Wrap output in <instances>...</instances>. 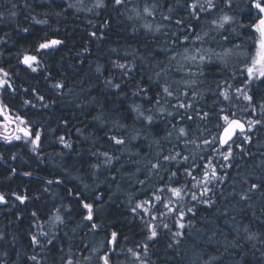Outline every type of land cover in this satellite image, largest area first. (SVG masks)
Returning <instances> with one entry per match:
<instances>
[{"label":"trees","instance_id":"1","mask_svg":"<svg viewBox=\"0 0 264 264\" xmlns=\"http://www.w3.org/2000/svg\"><path fill=\"white\" fill-rule=\"evenodd\" d=\"M155 1L158 6L149 22L163 25L158 33L135 30L125 0L119 6L114 0H0V68L9 74L6 79L12 86L0 89V100L17 124L20 117L26 121L23 127L41 133L40 147L33 151L26 139L8 136L13 125L0 114V194L4 196L0 264H66L68 259L74 264H102L99 257L105 247H112L108 244L112 232L117 233L119 244L111 264H264V77L246 81L241 74L250 50L246 43L251 22L245 15L248 0H233L231 10L217 0L219 8L211 15L200 13L199 21L187 7L197 0ZM222 14L233 17L232 28L240 35L232 39L243 45L234 51L241 55L226 57V64L213 57L185 75L183 68L170 62L171 56L199 42L219 52L233 47L221 39L222 30L210 24ZM176 20L190 24L192 30L178 27ZM207 30L210 34L202 41L196 39ZM184 35L187 41L173 43ZM51 40L61 43L37 51L41 43ZM25 56L37 57L35 72L22 62ZM117 63L125 64V69L116 67ZM58 83L64 87L55 88ZM117 83L120 88L114 87ZM163 86L174 95L163 93ZM237 88L242 92H236ZM224 91L231 100L223 99L220 93ZM244 93L252 100H245ZM180 102L192 107L179 109ZM137 107L143 117L137 118L133 111ZM204 112L209 117L201 118ZM148 115L154 123H147L144 117ZM224 115L240 117L249 126L230 143V161L223 160L226 147L216 139ZM187 116L192 119H182ZM180 127L186 128L187 137L177 138ZM112 136L124 139L125 144L116 145ZM205 140L212 146L205 145ZM176 153L181 154L176 161L163 160L164 155ZM185 156L189 157L186 163ZM109 157L111 163H106ZM194 161L207 164L209 175L215 168L218 179L207 185L210 192L200 195L204 169L197 168H192L196 180L191 182L196 186L190 185L197 200L189 193L178 201L167 190L160 191L189 181L183 169ZM156 163L161 165L159 170L149 171ZM178 166V178H170ZM253 183L261 187L249 192ZM77 193L93 205L96 230L84 219L87 210ZM155 195H162L170 208L179 211L168 212ZM243 195L249 198L241 199ZM17 196L26 199L21 203ZM148 200L152 203L145 207L151 215L133 211ZM156 209L167 213L162 221H151V216L159 215ZM146 222L157 225L154 241L146 239ZM162 222L171 231L160 227ZM177 231L184 236L174 237ZM33 236L39 243H33ZM49 240L53 243L48 244ZM144 243L149 245L147 256ZM101 246L104 250L97 254L95 248ZM128 249L139 252L140 258Z\"/></svg>","mask_w":264,"mask_h":264},{"label":"snow or ice","instance_id":"2","mask_svg":"<svg viewBox=\"0 0 264 264\" xmlns=\"http://www.w3.org/2000/svg\"><path fill=\"white\" fill-rule=\"evenodd\" d=\"M124 3V0H114V4L119 6L122 5ZM224 6L231 10L232 7V3L233 0H223ZM157 4H153L152 8L154 9L155 7H157ZM13 7H15V5H13ZM188 8H190L192 11L190 12V15L193 17V19L199 21L200 19V13H207L209 15L212 14V12H214L215 10H217L219 8V5L217 3V0H204L203 3H200L199 0H197V2L191 3L187 5ZM143 11L145 13H147L149 16L153 15V12L149 10V7H145L143 9ZM169 11H171V8H169ZM13 16L15 15V13H11ZM136 15L139 16L140 13L136 12ZM245 15L248 17H251V22L247 25L250 35L248 37V41L247 43V47L250 49L248 52V59L245 61V66L244 69L242 71V75H244L245 80L246 81H251L254 78H261L264 77V0H248V3L246 5V11H245ZM164 19L171 21V17L170 16H166L164 17ZM176 25L178 27H185L187 28L189 31L192 30V26L189 25H184V21L183 20H176ZM234 20L232 16H229L227 14H222L221 16H219L216 19H212L210 21V24L215 26L216 29L218 30H222L221 31V39L229 45H233V47L231 48H224L222 52L220 53H214V55L217 57V59H220L222 61H224V63L226 64V57L229 56L234 50H242L243 45L242 44H234V41L232 39L233 35L235 36H239L240 33L236 31L235 28H232V25L234 24ZM146 29L151 30V25H145L144 26ZM240 27H245V25L241 24ZM231 29V30H230ZM25 31H27V29H25ZM156 31H160L159 27L156 29ZM93 35H95V33H93ZM207 35V33H205V36ZM189 39L188 35H184L183 36V40H180L179 37L173 41V43H183L185 41H187ZM197 40L202 41L203 37L197 35L196 36ZM61 43V41L59 40H51L49 42H45V43H41L39 45V50H46V49H50L54 46H57ZM220 47L223 48V45H219ZM254 49V51H252ZM199 51V50H197ZM188 49L185 48V55L183 56V59L186 60H192L195 61L196 60V56H188L187 55ZM172 59H176L175 56L172 57ZM199 60L202 62H207L211 60V55H206V54H202L199 56ZM37 61V57L36 56H25L23 58V63L25 65H27L29 68L32 69L33 72L36 71V68L33 67V62ZM116 67L120 68V69H125V64H121V63H117ZM99 71V69H98ZM0 73H3L4 77H7L9 74L7 72L4 71L3 68H0ZM127 74V73H126ZM159 75V73L157 74ZM107 83L111 84L112 81L109 80L107 81ZM11 84H9L7 79L4 80H0V88H11ZM55 88L59 89L64 87V85L62 84H56L54 85ZM114 87L116 88H120V84H115ZM230 87V86H229ZM13 91H15L13 89ZM27 91V90H26ZM143 91H147V89H143ZM162 92L165 93L168 97H172L174 95L173 91L170 90V88L168 86H163L162 87ZM236 92H242V89L237 88ZM157 104H159V96L160 93L157 92ZM183 95L187 96L188 92L185 91L183 93ZM220 95L223 97L224 100H231L232 97L230 96V94L227 91L221 92ZM239 97H237L238 99ZM243 98L245 100L251 101L252 100V96L247 95L246 93H244ZM44 97L40 96L39 100H43ZM149 103H151V98L148 101ZM25 104H28L32 107H34L35 105H32L31 101H25ZM44 107H47V105H44ZM192 107V105L190 104H185L183 102H180L178 104V108L179 109H186ZM262 107H264V105H262ZM133 111H136L138 113V117H143L144 113L141 112L139 110V108L137 107L136 109H133ZM224 109H221V112H223ZM0 114H3L2 111H0ZM168 115H172V113H168ZM197 115H200V113H197ZM209 113L208 112H204L202 114L201 118H207L209 117ZM234 115V113L232 114ZM187 118L188 120H191L192 117L191 116H187V117H182V119ZM144 119L147 121L148 124H152L154 123L153 117L151 115H148L146 117H144ZM224 124L223 125H217V127L222 129V135L219 137H216V139L219 140L220 144L222 146L226 147V155H223V160L224 161H230V158L233 156V152H232V148L230 146V142L231 143H235V140H233V136L236 132V129H240L241 132L244 131V125L241 124L238 120L235 119H230L229 115H224L222 117ZM17 120H20L21 124H26V121L20 119V117H17ZM257 123H259V121H257ZM226 125V126H225ZM176 126L173 125V128H175ZM19 131L22 133V136L17 135L14 137V139L16 140H21V139H26L27 142L29 144H31L32 150L36 151L39 147H40V141H41V133L37 130H35L34 128H28V127H23L20 128ZM169 136L171 135V133L168 134ZM188 133L186 128L184 127H180L178 129V139L182 138V137H187ZM135 137H133L134 139ZM6 140H9V137H5ZM61 142L64 141V137H60L59 138ZM249 138L245 137V140L247 141ZM111 140L116 144V145H123L125 144V140L122 138H118L116 136H112ZM185 143H188L187 140H185ZM205 145H209L212 146V142L205 140L204 141ZM66 147H71V145H65ZM237 147H241V151L243 152L242 146L241 145H237ZM213 151H217V149L213 146ZM105 157H108V153H104L103 154ZM180 153H176V155H164L163 156V160L165 162H172V161H176L177 156H180ZM189 159V157L185 156L183 157L184 162L186 163L187 160ZM206 157H201V160H206ZM106 163H111V158L109 157L106 160ZM228 167H231V163H229L227 165ZM93 167H98V165H93ZM161 167V165L159 163L156 164H152L151 169H149V171H151L152 169H156L159 170V168ZM221 167H224V165H221ZM192 168H197V169H204L203 171V181H204V191L201 192V196L206 195L208 192H210L212 189L207 187L208 184H210L212 182V180L218 179L217 177V172L215 170V168H213L211 170V174L209 175V171L207 170V164H196L195 161L193 162V165L190 167H185L183 169V174L184 176L190 177L191 179L189 181H186V183L181 186V187H167L166 189H160L161 192H164L165 190H167L168 192L171 193V195L175 198H177V200H181L183 199V195L184 194H191V199L192 200H197L198 197L196 195L195 192L191 191V187H195L196 185H191L192 181L196 180V176L193 174ZM13 173L15 172V169L12 170ZM180 173V166H178L176 168V171L171 172V176L170 178H178V174ZM25 175H30V173H25ZM57 183H59L60 181H56ZM49 184L53 183V181L49 180L48 181ZM141 184L144 183V181H140ZM177 183H178V179H177ZM197 184H199V182H197ZM191 185V187H190ZM261 187V185H258L256 183H253L251 185V187L249 188V192L252 191H256ZM77 197L79 199H81L82 201V206L84 209L87 210V215L84 217V219H86L89 223H90V229L91 230H96L98 228V225L96 223H94V215H93V205L89 204L87 202H84V200L86 198L80 197V194L77 193ZM18 200L21 201V203L24 202V200L26 199L25 197H21V196H17L16 197ZM249 197L247 195H243L241 196V199H248ZM155 201L163 204V207L165 209H168V212H173V211H179V209H172L169 207L168 203L164 202V197L162 195H155ZM0 202H4V196L2 194H0ZM152 201L148 200L145 201L144 204H137L136 208L133 209L134 212L137 211V209L142 210L141 211V215H143L144 213H148L149 215H151V213L149 212V209L147 207H145V205L147 204H151ZM205 203H207V201H205ZM153 207H155V205H153ZM157 213L159 214L158 216H151V221H156L157 219H160L162 221L163 217L167 214L164 212H160L159 209H156ZM189 212L192 211L191 208L188 209ZM33 215H35V213H33ZM184 214L181 213V219H183ZM57 220L62 221V218L57 215L56 217ZM188 226H191V221L188 222ZM145 227L149 230V234L147 235L146 239L148 241H154L155 238H157L158 236V232H157V225L151 222H146ZM160 227H162L163 229H167L169 231H171L170 226L168 223H161ZM178 227L180 229H185L186 225L184 223H179ZM174 237H182L184 236V232L182 231H177L173 233ZM249 239H251V237H249ZM32 241L33 243H39L38 239L36 236L32 237ZM53 241L49 240L48 244H52ZM177 243H179V241H177ZM108 244L112 245L111 248H107L105 247L104 250V254L101 255L99 257V260L102 261V264H111V256L115 254V249L119 244L118 241V236L116 232H112L110 239L108 240ZM171 247V245H169ZM148 243H144L142 245L143 251H144V255L147 256V250H148ZM128 251L132 254V256H134L136 259L140 258V253L137 251H134L133 249H128ZM31 259L33 261L36 260V256H32ZM63 259V258H62ZM85 260H88L89 257H84ZM66 264H74L72 259H68ZM76 264H80L79 261L76 262ZM141 264H146L145 261H141Z\"/></svg>","mask_w":264,"mask_h":264},{"label":"rangeland","instance_id":"3","mask_svg":"<svg viewBox=\"0 0 264 264\" xmlns=\"http://www.w3.org/2000/svg\"><path fill=\"white\" fill-rule=\"evenodd\" d=\"M97 1L98 0H93V3L97 2ZM128 1H130L131 3H129V2H127L125 0V4L124 5L125 6L127 5L128 6V10H130V12H131L132 23L134 24V29L135 30L138 29V30H145V31H151V32H154V33H158L159 31H156V29L158 27H159L160 30L164 29L163 28V25H161V24H156L154 22H152V23L149 22L150 17L152 15L149 16L147 13H145L143 11V9L147 6V7H149V10L153 12V15H154V11H153L154 9L152 8V5L154 3L156 4V1L155 0H128ZM136 12H139L140 15L137 16L136 15ZM146 24L147 25H151V30H148V29H146L144 27ZM213 27H215V26H213ZM205 33L210 34L208 32V30ZM205 33L202 32L199 35L201 37H204L205 36ZM187 49H188V52H187V55L188 56H196V60L195 61L183 59V56L185 55V49H184V51L180 52L179 55H177V56L176 55H173V56L176 57V59H172L173 56L170 57V62L173 63V64H176L181 69L183 68L184 69L183 73L185 75L187 74L188 71H192V67L194 65H199L202 62V61L199 60V56L200 55H202V54L211 55V58H213V57H216L214 55V53H220L217 48L213 50V48L207 47L204 44H202L201 42H199L197 45H194V46L189 47ZM197 50H199V51H197ZM222 51H223V49H222ZM241 53L234 51L229 56H234L236 54L237 55H241ZM6 78L7 77H4L3 76V73H0V80H4ZM19 122H18L19 129L20 128H23V125L21 123H19ZM19 133L22 134L21 132H19ZM225 154H227L226 149H225ZM103 250L104 249H103L102 246L95 248V252L97 254H101L100 252L103 251Z\"/></svg>","mask_w":264,"mask_h":264},{"label":"water","instance_id":"4","mask_svg":"<svg viewBox=\"0 0 264 264\" xmlns=\"http://www.w3.org/2000/svg\"><path fill=\"white\" fill-rule=\"evenodd\" d=\"M0 111H2L3 114H1V115L4 117V119H5L9 124H14L15 131H14L13 135L16 134V132H17V130H18L17 122L14 121V120H11V119H10L9 113H6V112H5V110H4L3 106H2L1 100H0ZM231 119L238 120L241 124L244 125V131H243V132H241L240 129H236V132H235V134H234V136H233V140H235V138H236L239 134L246 133V132L248 131V129H249V126H248V123H247L244 119H242V118H240V117H233V118H231ZM225 126H226V125H225ZM221 135H222V130H221V132H220V136H221ZM230 143H231V142H230ZM220 145H221V144H220ZM221 147H225V146H222V145H221Z\"/></svg>","mask_w":264,"mask_h":264},{"label":"flooded vegetation","instance_id":"5","mask_svg":"<svg viewBox=\"0 0 264 264\" xmlns=\"http://www.w3.org/2000/svg\"><path fill=\"white\" fill-rule=\"evenodd\" d=\"M9 116H10V115H9ZM10 119L13 120L11 117H10ZM4 121H6V120L4 119ZM6 122H7V121H6ZM7 123H8V122H7ZM10 125H13V128H14V124H10ZM17 125H18V124H17ZM14 131H15V128H14L12 134L8 135L10 138H11L12 136H17V135H18V133L20 132V131H19V127H18V130H17L16 134L13 135Z\"/></svg>","mask_w":264,"mask_h":264},{"label":"bare ground","instance_id":"6","mask_svg":"<svg viewBox=\"0 0 264 264\" xmlns=\"http://www.w3.org/2000/svg\"><path fill=\"white\" fill-rule=\"evenodd\" d=\"M236 169V168H235ZM236 171V170H235ZM255 200V199H254Z\"/></svg>","mask_w":264,"mask_h":264}]
</instances>
